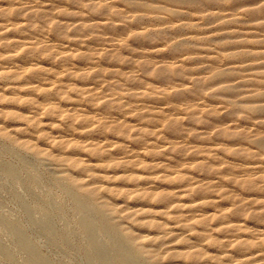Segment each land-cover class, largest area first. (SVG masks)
I'll return each mask as SVG.
<instances>
[{
  "label": "bare ground",
  "instance_id": "obj_1",
  "mask_svg": "<svg viewBox=\"0 0 264 264\" xmlns=\"http://www.w3.org/2000/svg\"><path fill=\"white\" fill-rule=\"evenodd\" d=\"M165 1L179 17L234 3ZM263 1L249 11L264 13ZM227 10L205 17L241 22ZM187 24L138 0H0V117L23 125L0 132L64 168L121 238L120 264H264V77L246 75L264 52L229 61L208 43L186 47ZM147 201L154 209L138 208Z\"/></svg>",
  "mask_w": 264,
  "mask_h": 264
},
{
  "label": "rangeland",
  "instance_id": "obj_2",
  "mask_svg": "<svg viewBox=\"0 0 264 264\" xmlns=\"http://www.w3.org/2000/svg\"><path fill=\"white\" fill-rule=\"evenodd\" d=\"M138 1L163 7V11L173 19L196 23L197 26L187 24L182 32V38L190 41L186 47L208 43L210 47L219 49L226 60L230 59L229 52L238 49L257 52L260 56L264 52V13H251L247 6L250 0L183 6L181 10L188 14L180 17L173 12L178 6L174 3L165 0ZM234 6L241 22L221 19L211 23L205 17L219 10L225 9L227 12L228 8ZM260 6H264V1L255 8ZM155 24L143 21L138 27L151 31L156 29L153 26ZM243 34L246 36L236 38ZM165 37L169 43L178 40L174 39L175 36ZM207 39L212 40L206 42ZM246 59H242V62ZM253 72L264 77V68L248 70L246 75ZM257 99L254 95L239 98L241 102L236 107L253 106ZM239 114L243 116V113ZM22 126L18 121L0 117V127L3 129L16 131ZM107 138L115 146L121 144L114 137ZM143 160L151 161L149 158ZM111 186L117 188L116 185ZM114 196L112 202L119 205L120 197ZM95 206L94 202L83 204L70 188L63 167L22 147L13 137L0 132V264H120L117 250L122 247V240L110 230L105 218L96 212ZM155 206L154 201H147L138 205V208L148 210ZM206 214H212V211ZM248 223L254 227L250 218ZM134 231L142 237L154 233L151 227L138 225ZM189 236L186 232L177 233L178 246L183 247L182 239ZM129 259L130 264H135V258Z\"/></svg>",
  "mask_w": 264,
  "mask_h": 264
}]
</instances>
